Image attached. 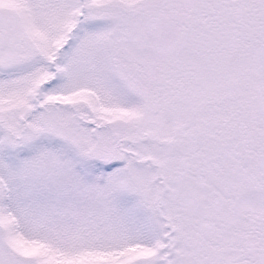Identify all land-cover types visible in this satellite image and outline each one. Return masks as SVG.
Masks as SVG:
<instances>
[{"label":"snow or ice","instance_id":"1","mask_svg":"<svg viewBox=\"0 0 264 264\" xmlns=\"http://www.w3.org/2000/svg\"><path fill=\"white\" fill-rule=\"evenodd\" d=\"M0 264H264V0H0Z\"/></svg>","mask_w":264,"mask_h":264}]
</instances>
